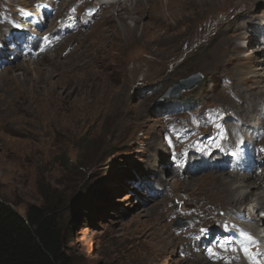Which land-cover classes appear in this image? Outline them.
I'll return each instance as SVG.
<instances>
[{"label":"rangeland","instance_id":"374dc122","mask_svg":"<svg viewBox=\"0 0 264 264\" xmlns=\"http://www.w3.org/2000/svg\"><path fill=\"white\" fill-rule=\"evenodd\" d=\"M12 1L0 0L1 23L2 14L16 16L15 4L30 3ZM103 1L100 5L105 8L109 0ZM74 2L77 9L91 14L93 22L97 17L96 22L68 36L48 52L49 56L38 60L22 56L11 60L8 71L7 66L0 70V199L22 215L31 205L42 204L47 194L65 201L63 215L71 235L68 254L72 264H145L155 240L151 235L154 224H167L170 234L186 235L178 239L184 244L179 243L177 251L157 255L152 264H208L198 261L196 255H204L197 251L202 244L197 237L204 236L205 229L221 228L236 209L254 214L261 200L250 207L245 201L230 203L225 187L239 174L226 171L196 172L190 178L197 185L186 186V178L177 173L170 157L173 151L188 147L197 135L207 139L218 119L248 126L264 118L253 114L264 105V86L260 87L259 77H248L262 56L252 51L254 43L243 38L245 50L231 63L212 61L219 26L236 8L244 6L243 0L209 11L189 10L192 17H184L180 25L170 19L157 33L154 43L160 53L154 62H133L149 54L146 40L150 38L123 33V40L110 50L109 66L98 61L94 64L104 76L105 86L80 64L89 60L84 59L88 51L84 45H89L86 41L96 39L110 26L116 12L105 13L97 0L85 4L84 0H70L67 8ZM254 13L251 17L263 28L264 0ZM146 22L147 13L137 27L133 20H127L130 27L137 28L134 33ZM4 28L0 29V40ZM259 39L254 37L255 42ZM26 60L39 61L37 68L44 71L45 80L63 78L62 88L44 101L36 96L37 74L28 73L25 79L22 73ZM52 61L58 63L51 66ZM236 71L243 74L237 76ZM197 72L203 75L199 85L179 96L166 94L175 82ZM11 73L19 75L16 82ZM247 114L250 117L246 118ZM160 167L165 173L158 171ZM158 173L161 178H172V191L165 193L166 197L156 184ZM254 193L262 192L257 189ZM194 207L204 209L197 214L185 213ZM153 209L157 214L151 215ZM166 211L172 213L164 214ZM181 221L189 222L180 227ZM187 245L190 250H185Z\"/></svg>","mask_w":264,"mask_h":264},{"label":"bare ground","instance_id":"6f19581e","mask_svg":"<svg viewBox=\"0 0 264 264\" xmlns=\"http://www.w3.org/2000/svg\"><path fill=\"white\" fill-rule=\"evenodd\" d=\"M13 1H19V0H13ZM24 1L28 2V0H24ZM61 1L62 0H60V2H59V12L57 13V15L58 14H66V15L60 22L55 23L54 34H49L47 36L49 42L47 44H45V47H43L42 49L39 47L42 46V44H44L46 42V39L43 36H42V38L38 35H36L37 37L32 36L31 34H33V33L31 30L29 31L28 34H25V29L19 31L17 28V20L22 25L27 24L26 23L27 22V16L25 15L26 11L24 9H22L21 7H23V8L24 7H34L31 0H30V3H28V4H23V3L20 5L15 4V6L17 8L16 14H18V16L17 17L14 15H12V16L16 17L17 20L14 19L9 14H2L1 20L3 23L0 22V29L5 27L4 29H6L7 32L9 30V33L7 35V32L3 31V32H5V35L0 40V52L4 53L6 51V48H7L6 42H12V43H15L18 45V48L14 47L15 57H16L15 60L21 58L25 54L30 55L31 58L32 57L37 58V60H38V59H41L42 57L49 56L48 52L54 48V45H55V47H59L60 45H62L64 43V41L67 39V37L71 35L69 32H67L68 29L72 28L75 32H78L81 29L89 26V24H91L93 22V18L90 17L91 14L89 12H86L83 10L81 11V9H77V7L73 6V4H75V2L72 3L69 8H67L68 4L70 3V0H66V2L64 4H61L62 3ZM233 1H236V0H165V1L164 0H109V1H107L105 8H102V5H100V2L105 4L106 1L97 0L96 4L105 13H109V12H111V10H115V12H116L115 18H117V19L114 18V19L110 20V26L106 27L102 31V33L97 36L96 39H93L92 41H86L87 43H89V45H84V51L86 52V49H88L84 59L89 58V60L86 61L84 64L81 63L80 65L83 68V70L86 69L87 71H90L91 77H96L97 80L102 82L101 85L105 86L103 80L101 79V77H104V76L101 74L100 71H97L95 69L94 64L98 61L99 64H104L106 66H109V63H110L109 60L113 56L112 53L110 54V50L115 49L113 46L115 44L118 45L117 41L119 42V40L120 41L123 40L122 39L123 33L126 36V32L128 31V33L130 32L132 36H135L138 38H143V37L150 38V39L146 40V41H148V42H146V44L148 45V48L150 50L149 54H147L146 57L142 56V57L135 58L133 62H135V63L152 62V61L154 62V61H157L158 56H159L158 54L160 53L159 52L160 49L158 48V46H155L156 43H154V42L158 41L157 33L161 31L160 29L163 28L164 24L168 23V21H170V19L173 18V19L177 20L178 21L177 24H179L180 23L179 21H183V19H185L184 17H186V18L192 17V15L189 14V12H190L189 10H193V9H199V10L201 9L204 11L205 10H207V11L214 10L215 8H218L221 4H224L226 2L230 3ZM261 1L262 0H243L244 6L241 5L240 8H236L237 10H234V13L230 14L229 17L219 26L218 31H217V36H216L217 41H215V43L212 47V50H211L213 62L231 63L232 61L239 59V55L237 54L238 52H242L245 50V45L241 43V40H243V38H245V37L250 39L251 43L252 44L254 43V46L251 48L252 51L254 53H256L257 55H261V53H262V56L261 57L258 56V58H257L258 65L254 68V70H253L254 73L252 72L250 74V76H248V77H253V78L259 77L258 81L260 82V84H259L260 87L264 86V26H263V28H260L258 25H256L258 23V21L255 20L253 17H251V15L255 12V9L257 8V6L260 4ZM87 2H88V0H86V1L84 0L83 4H85ZM255 4H258V5H255ZM77 11L78 12L81 11L82 15H84V14L87 15L86 16L87 18L80 20L77 17H74V15ZM144 13H147V15H148V22L143 23V28L141 31H139L138 33H134L137 28L130 27L127 24V20H129V19L133 20V22L135 23V27H137L138 24L140 23L141 16ZM99 14H100V12H99ZM19 15H21V16H19ZM111 17H112V15H111ZM34 19L32 18L33 21H34ZM96 20H97V17L95 18L93 23H95ZM35 21H36V19H35ZM36 23H37V21H36ZM26 27H27V25H26ZM163 29H165V28H163ZM257 35L260 36V39L255 42L254 37ZM1 36H2V34H1ZM262 39H263V41H262ZM124 40H125V37H124ZM47 45H49V46L47 47ZM44 49H46L44 52L40 51V50H44ZM220 50H224V52L220 53L221 52ZM125 51H126V49H125ZM154 52L156 54H154ZM146 53H147V51H146ZM80 55L83 56V52ZM153 55H156V56H153ZM171 56H173V55H171ZM93 57H94V59H93ZM81 58L82 57H80V59ZM8 59L11 60V57ZM11 63H13V62H11ZM38 63H39V61L26 60V64L22 67L23 68L22 73L24 74L25 79H26L25 75L28 73L35 72L37 74V75H35V77L38 78L37 79L38 84L35 86V89H34L35 94H36V96H38L40 99H43V101H44V98L46 99V97H50L51 93H54L55 91H58V89L62 88V85H63L62 81H64V80H63V78L59 81L45 80L44 77H47V76L44 74V71L37 68ZM57 63H58L57 61H52L51 66H55ZM6 70L7 71L9 70L8 66L5 68V71ZM39 70H41V74H39ZM74 70L76 71V69H74ZM64 71H66V70L63 69V72ZM236 74H237V76H239L243 73L236 71ZM18 77H19V75L17 73H13L11 76V79L16 82L18 80L17 79ZM71 78H73V77H71ZM256 81H257V79H256ZM69 92H70V90H69ZM24 94H26V93L24 92ZM53 98H54V96H53ZM46 101H48V100H46ZM94 101H96V100H94ZM256 113L257 114L259 113L260 115H264V105L256 108V111L253 114H256ZM248 117H250V115L247 114L246 118H248ZM263 119L260 120L259 122L254 121V123H250L248 126H246L243 122H238V123H236V125H233L234 123H231V125H233L231 127H232L234 133H239V132L245 133L247 131L246 130L247 127L248 128H255L257 126H260V127L264 126V120ZM219 121L220 120L218 119V121H216L215 123H218ZM201 136H202V138H205V135L198 136L196 139L197 143L201 142L199 139V138H201ZM208 149L213 150V149H215V147L209 145ZM187 151H188L187 153H185L184 151H181L179 153L175 152L173 154V157H174L173 159L175 160V162L177 164V166L174 169L177 170L178 174H180L181 176H184V178H186V179H184V180H186L185 181L186 186L197 185L191 180L192 178H190L196 172H193L189 168L192 167L194 159L198 156V155H195L194 151L199 152L201 154H202V152L199 151L198 149H195V147L188 148ZM222 155L225 156V159H228L229 156H232L230 154H222ZM207 156L212 157L213 162H212L211 170L206 171V172H210V171L213 172V171H217V170L224 171L225 170L226 173H228L230 175L234 173L233 171L227 172V170L224 168L223 162L220 160H216L214 155H207ZM171 163H173V162L171 161ZM163 164H165V166L167 167V165H166L167 163L164 162ZM200 167L202 168L203 165H201ZM158 171L165 173V171L162 170L161 167L159 168ZM175 174L176 173L174 172L172 174V176H175ZM199 174H201V173H199ZM157 176L159 178V181H157L156 184H158V186L161 188L160 189L161 195L163 197L164 196L166 197L165 193H169L170 191H172L169 188L171 186L169 183L170 182L169 180L170 179L172 180V178L171 177H169L167 179L161 178L159 173ZM220 178H223V177L220 176ZM246 181L247 182L251 181V183L246 184L245 183ZM262 181L264 182V176H260L257 173L256 174L246 173L245 175L239 174V176L236 178H230L227 182L228 185L225 187L226 191L227 192L229 191L228 195L230 197V199H229L230 203L231 202L236 203V202H240V201H245L247 204V207H250V206H253L256 201L258 202V200L259 201L261 200L259 203V206H257L259 208V210H257V211L254 210L252 212L254 214H252V215L250 214L251 212L249 211L250 215L247 216V218L250 217L252 221L257 223L256 225H261V222L264 223V216L262 214V212L264 211V193H263L264 191L261 190L264 187V185H263ZM175 182H177V181H175ZM257 189H260V191L262 193H260V194L254 193V191H256ZM203 209H204V207H202V208L194 207V208H191L189 210H186L185 213L193 214L195 212V214H197V213L201 212ZM243 209L242 208L236 209V211L244 212ZM155 213L157 214V211L155 209H153L151 215H155ZM168 213L171 214L172 211H170ZM168 213H167V211L164 212V214H168ZM166 225L157 227V224H154L151 227V230H152L151 235L155 240H154V242L151 243V249L149 250V252H147L148 255L145 256V260H146L145 264H152L157 255H161V254L166 255V254H170L172 252H175L178 250L179 243H180V246H182L184 244L183 240H180V242H179L178 239L182 235L185 236L186 233L184 232V234L179 235L178 233L176 234L174 232V233L170 234L167 230ZM179 226L181 227L180 224H179ZM250 227L256 233H259L262 235V237H264V224L261 226V229L259 227H255L253 224H251ZM208 228H210V227H208ZM177 232H179V231H177ZM223 239L228 245L227 246L228 250L232 245H236L241 253H242L243 249L246 248V247H243L240 249V246L235 241V239H237V237L229 238L227 236ZM197 240L202 242V244H200L201 248H198L197 251L201 252L204 256L196 255L193 252H192L193 254L192 253H190V254L196 255L198 258V261L203 262V260H204L208 264H215V263L220 264V262L212 261V259H210V257L208 255H205L207 253V247L211 242V239L207 237V231L205 232L204 236L197 237ZM192 245L195 246L194 241H193ZM190 249H191L190 245L185 246V250H190ZM207 259H209L213 263L209 262ZM221 262L233 264V263H231V261H228V260H221ZM234 264H236V263H234Z\"/></svg>","mask_w":264,"mask_h":264},{"label":"trees","instance_id":"16d2710c","mask_svg":"<svg viewBox=\"0 0 264 264\" xmlns=\"http://www.w3.org/2000/svg\"><path fill=\"white\" fill-rule=\"evenodd\" d=\"M65 206L59 196L47 194L22 215L0 199V264H72Z\"/></svg>","mask_w":264,"mask_h":264},{"label":"water","instance_id":"95a60500","mask_svg":"<svg viewBox=\"0 0 264 264\" xmlns=\"http://www.w3.org/2000/svg\"><path fill=\"white\" fill-rule=\"evenodd\" d=\"M92 12H94V9L92 10ZM202 79L203 75L200 72L194 73L187 78H183L175 82V84L171 86V88H169L166 94L179 96L183 91L191 90L197 85H199ZM187 222L189 221H181L180 225L184 226L187 224Z\"/></svg>","mask_w":264,"mask_h":264},{"label":"snow or ice","instance_id":"6c2138e0","mask_svg":"<svg viewBox=\"0 0 264 264\" xmlns=\"http://www.w3.org/2000/svg\"><path fill=\"white\" fill-rule=\"evenodd\" d=\"M248 238H249V239H252V237H250V236H249Z\"/></svg>","mask_w":264,"mask_h":264}]
</instances>
